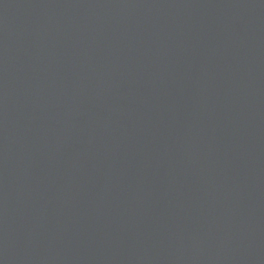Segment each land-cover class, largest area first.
I'll return each instance as SVG.
<instances>
[{
	"label": "water",
	"instance_id": "obj_1",
	"mask_svg": "<svg viewBox=\"0 0 264 264\" xmlns=\"http://www.w3.org/2000/svg\"><path fill=\"white\" fill-rule=\"evenodd\" d=\"M0 264H264V0H0Z\"/></svg>",
	"mask_w": 264,
	"mask_h": 264
}]
</instances>
